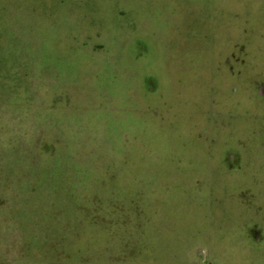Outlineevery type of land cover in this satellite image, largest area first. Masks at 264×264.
<instances>
[{"label":"rangeland","instance_id":"rangeland-1","mask_svg":"<svg viewBox=\"0 0 264 264\" xmlns=\"http://www.w3.org/2000/svg\"><path fill=\"white\" fill-rule=\"evenodd\" d=\"M0 264H264V0H0Z\"/></svg>","mask_w":264,"mask_h":264}]
</instances>
